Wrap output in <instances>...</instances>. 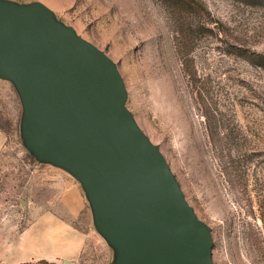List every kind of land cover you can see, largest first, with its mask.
<instances>
[{"label":"rangeland","instance_id":"1","mask_svg":"<svg viewBox=\"0 0 264 264\" xmlns=\"http://www.w3.org/2000/svg\"><path fill=\"white\" fill-rule=\"evenodd\" d=\"M32 8L116 67L124 106L209 227L213 263L264 264V0H0L1 15ZM25 119L19 85L0 77V264L59 251L73 231L79 254L46 261L124 264L82 181L41 152ZM38 228L50 231L39 245Z\"/></svg>","mask_w":264,"mask_h":264},{"label":"water","instance_id":"2","mask_svg":"<svg viewBox=\"0 0 264 264\" xmlns=\"http://www.w3.org/2000/svg\"><path fill=\"white\" fill-rule=\"evenodd\" d=\"M0 77L19 85L30 135L82 181L124 264H214L209 227L124 106L102 52L42 8L0 14Z\"/></svg>","mask_w":264,"mask_h":264},{"label":"crops","instance_id":"3","mask_svg":"<svg viewBox=\"0 0 264 264\" xmlns=\"http://www.w3.org/2000/svg\"><path fill=\"white\" fill-rule=\"evenodd\" d=\"M78 198H77V204L80 205L81 202ZM78 205L77 206L76 205H68L67 210L71 216L77 215L79 213L80 206H78ZM48 214H50V212ZM62 226L66 227L67 224L65 222H62ZM57 228H59V227H57ZM37 231H38L37 233H39V234L41 233V235L44 236V238L39 237L38 239H35V240H37V241H35L37 243V245H39L42 242V240H43V242H46L47 240L45 239L46 238L45 236H47L48 232H50V231L48 229H44V228H42V230L40 228H38ZM73 232L74 233H72V234L69 232L68 239L65 241L66 245H65V242L63 240H60V244H59L60 250L59 251H48L43 246H38L37 248H33V249H30L29 251H26L23 256L19 257L18 259L13 261L11 264H18L20 262L30 261V260H35V259L54 260V259H58V258H68V259L74 258L81 251V247H82L83 241L85 239H84V235L82 233H80L78 231H73ZM34 233H35V231H34ZM31 234H32V231L28 230L25 233V237H30Z\"/></svg>","mask_w":264,"mask_h":264},{"label":"trees","instance_id":"4","mask_svg":"<svg viewBox=\"0 0 264 264\" xmlns=\"http://www.w3.org/2000/svg\"><path fill=\"white\" fill-rule=\"evenodd\" d=\"M18 264H31V263H29V262H21V263H18ZM40 264H56V263H54V262H48L45 259H41L40 260Z\"/></svg>","mask_w":264,"mask_h":264}]
</instances>
